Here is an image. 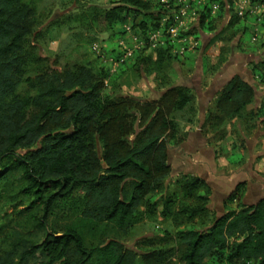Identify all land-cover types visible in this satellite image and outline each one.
<instances>
[{
    "label": "trees",
    "instance_id": "1",
    "mask_svg": "<svg viewBox=\"0 0 264 264\" xmlns=\"http://www.w3.org/2000/svg\"><path fill=\"white\" fill-rule=\"evenodd\" d=\"M213 2L221 4L215 15ZM250 2L264 4V0ZM175 5L172 1L171 6ZM225 7V1L209 0L201 6L198 33L189 30L178 38L219 33L217 22L224 19L235 32L226 38L230 40L259 18L250 22L248 14L230 15ZM164 9L159 0L89 6L81 18L91 21L97 34L110 33L106 44L99 42L101 54L95 53L99 71L76 65L47 72L42 60L27 50L37 23L35 7L25 0H0V185L10 175L20 176L28 204L25 211L46 233L42 241L24 246L19 256L14 249L0 254V264H264V199L253 206L244 204V183L229 197L237 199L239 209L227 210L221 217L210 207L211 189L198 176L184 174L173 190L165 192L171 174L169 144L183 140L181 122L173 113H188V124L195 121L191 89L172 86L157 102L132 112L122 109L123 100L103 97L108 79L153 59L143 56V51L149 48L150 32L161 27ZM172 23L168 20L163 31ZM259 27L264 29V19ZM130 34L144 46L123 61L119 41L130 45ZM166 39L164 46L153 50L162 71L192 52L184 44L186 50L180 54V44L169 36ZM114 40L116 46L109 48L108 42ZM114 63L118 66L112 71ZM31 65L39 67V75L29 73ZM261 65L256 76L264 81ZM23 83L34 93L20 91ZM255 100L254 86L235 75L219 91L218 114L209 115L205 126L222 132L224 123L236 118L264 123V98L259 108H248ZM137 124L142 126L138 133ZM159 192L164 194L160 202ZM157 216L175 226L174 233H166L159 241L167 246L139 252L107 235L109 229L126 235L145 217ZM93 236L97 243L88 240ZM150 244L147 241L144 246Z\"/></svg>",
    "mask_w": 264,
    "mask_h": 264
},
{
    "label": "rangeland",
    "instance_id": "2",
    "mask_svg": "<svg viewBox=\"0 0 264 264\" xmlns=\"http://www.w3.org/2000/svg\"><path fill=\"white\" fill-rule=\"evenodd\" d=\"M112 1L116 0H25L26 3L32 4L37 12V23L32 36L28 38L27 50L34 52L42 60L43 70L47 72L53 68L64 70L76 65H86L91 67L94 73L98 72L96 67L99 64L92 46L99 42L106 44L110 33L97 34V28H93L95 25L81 17L89 6L108 8ZM258 4L259 8L255 12L248 13L250 22L257 16L258 20L252 22L251 26L248 25L249 29H241L232 39H226L235 33L227 27L229 20L221 19L217 22L219 33L211 31L203 33L200 37H195L192 33L191 38L195 37L196 40L193 39L190 46L198 43V48L187 53L190 55L186 58L169 63L164 71L156 64L154 49L147 48L143 51V56H152L153 59L140 66L126 67L118 77L106 81L103 92L104 98L123 100L125 104L122 109L127 107L132 112L143 110L149 104L157 102L163 92L172 86L183 85L191 89L195 96V121L188 124V113H173L175 119L181 122L180 134L183 140L169 144L168 161L171 174L167 178L168 190L165 192L173 190L177 179L184 174L198 176L211 189L210 206L212 205L217 217L223 216L227 210L239 209L237 199L229 200L239 185L245 184L243 197H240L245 204L250 184L255 182L256 175L264 176V167L261 166L264 162V123L261 119L251 122L239 118L227 119L229 121L224 123L222 132L205 126L208 116L217 113L215 99L222 85L235 75L240 74L249 80L256 90V100L248 108L257 109L261 105L264 98V81H260V77L256 76V70L259 65L264 64V29L259 27L264 19V4ZM172 11L166 7L161 13L162 18L170 17ZM199 20V13L187 17L183 31L192 30L198 33ZM93 32L97 35L94 36ZM91 36L96 38L95 42L90 40ZM113 46H116V40L108 42L109 48ZM206 63L209 64L208 68ZM28 69L34 76L40 74L39 67L31 65ZM20 91L25 94L34 93L24 83ZM157 106L153 108L155 111ZM139 125L135 128L137 133L142 127L139 128ZM134 136L133 134L132 137ZM23 185L24 182L18 174L10 175L0 185V254L14 249L19 256L24 246L40 242L46 236V233L38 228L31 212L25 211L28 204L21 193ZM163 196V192H159L156 198L160 202ZM250 200L248 197V201ZM162 207L161 202L159 208ZM33 215L37 214L34 212ZM206 225L208 223L205 222ZM174 231L175 226L171 220L157 216L145 217L126 235L116 233L113 229H109L107 235L126 247L142 252L145 247L147 249L144 250L148 251L167 246L159 241L166 238V233ZM95 237H89L88 240L97 243ZM147 241L151 242L150 246H144ZM169 244L173 245V240H170ZM171 259L175 261L176 257ZM138 261L141 262V259Z\"/></svg>",
    "mask_w": 264,
    "mask_h": 264
},
{
    "label": "built area",
    "instance_id": "3",
    "mask_svg": "<svg viewBox=\"0 0 264 264\" xmlns=\"http://www.w3.org/2000/svg\"><path fill=\"white\" fill-rule=\"evenodd\" d=\"M161 3L165 5V8L172 9V13L170 17L162 18L161 20V27L150 32L149 34V48L156 49L161 46H164L166 44V38L169 36L171 40H176L180 44V50L177 51L180 54L184 53L185 45L188 44L187 52L193 51L196 47H198V43L194 46H190L193 44V39L189 37L188 38H178L180 33L185 32L183 31V27L185 25V19L187 17L190 18L192 15H196L197 13H200L202 10L201 6L206 4V0H159ZM174 1L176 5L173 7L171 6V2ZM225 1L226 4V10H230L231 13L237 14L238 16H244L248 14L249 12H255L259 5L257 4H251L250 0H222V2ZM193 2L195 3L192 8ZM221 2V1H220ZM220 2H213L211 3V10L212 15L217 14V12L221 8ZM173 20V23L168 26L167 30L163 31V28L166 26L168 20ZM132 43L130 45H127L126 42L121 39L119 41L120 45L124 49V59L130 58L133 56L135 50L141 48V46H144V42H141L137 40V37L134 34H130ZM196 40V39H194ZM93 52L100 55L101 54V46L99 44H94L92 46ZM193 49V50H192ZM177 50V49H176ZM105 59V58H103ZM118 66V63H114L112 67V71H115L116 67Z\"/></svg>",
    "mask_w": 264,
    "mask_h": 264
},
{
    "label": "crops",
    "instance_id": "4",
    "mask_svg": "<svg viewBox=\"0 0 264 264\" xmlns=\"http://www.w3.org/2000/svg\"><path fill=\"white\" fill-rule=\"evenodd\" d=\"M241 77H243V76H241ZM247 81L250 82L249 80H247ZM227 83H225V84H227ZM223 86L224 85H222V87ZM254 162H255V159H253L252 163H254ZM261 166L264 167V162H262ZM256 176L257 177L255 178V182L252 183V184H250V191H249V194L246 196V199L247 200L245 199V204L253 205L254 203H256V202L261 201L262 199H264V176L261 175V174H257ZM248 197L251 198V200H250L251 202L248 201ZM220 199L222 200V198H220ZM210 207L212 209V205Z\"/></svg>",
    "mask_w": 264,
    "mask_h": 264
},
{
    "label": "flooded vegetation",
    "instance_id": "5",
    "mask_svg": "<svg viewBox=\"0 0 264 264\" xmlns=\"http://www.w3.org/2000/svg\"><path fill=\"white\" fill-rule=\"evenodd\" d=\"M260 201H258V202H256V203H254V205H256V204H258Z\"/></svg>",
    "mask_w": 264,
    "mask_h": 264
}]
</instances>
